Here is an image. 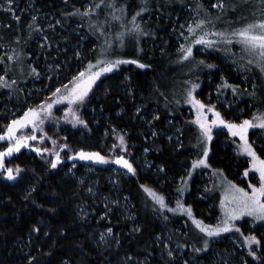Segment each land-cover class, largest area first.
I'll return each instance as SVG.
<instances>
[{"label":"rangeland","instance_id":"obj_1","mask_svg":"<svg viewBox=\"0 0 264 264\" xmlns=\"http://www.w3.org/2000/svg\"><path fill=\"white\" fill-rule=\"evenodd\" d=\"M196 1L199 3L197 8H188L182 23L171 31L176 44L174 51L178 54L177 71L186 77L182 90L172 94L173 104L187 108L186 118H189L184 128V141L187 150H191L187 153L190 164L188 168L182 169L183 175L164 170L162 163L151 156L153 152L161 151L160 147H155L159 141L167 151L179 153L183 144L182 130L170 118L165 119L164 128H159L157 121L160 116L157 109L133 103L129 73H121L120 65L109 72H102L82 102L69 103L68 100H61L53 103L68 94L74 86L71 83L73 77H79L80 73L89 69L90 62L93 66L91 71L94 72L104 66L103 63L97 64L98 60L115 62L125 61L127 58L108 59L107 55L103 58L100 53L99 59L87 61L83 54H90L94 47L84 25L74 22L69 27L62 26L60 20L47 9L38 6L36 0H12L11 4L8 0H0V37L3 36L2 28L7 24L5 21L10 17L16 19L26 14L28 23L44 20L37 31H30L32 35L30 34L26 44L0 46V77L3 78L0 80V117L7 122L3 125L1 135L7 132V126L13 120H19L29 109L38 112L39 118L35 120V126L32 123L26 124L17 137L22 139L21 144H27L29 137H35L31 139L36 141L32 144L30 154L39 153L37 149H47L43 151L44 162L50 166L56 161V167L53 168H59L64 176L76 181L85 203L88 204H77L79 215L87 219L92 216L91 209H95L96 222L100 224L105 221L107 224L106 227L98 226L97 233L101 246L106 251L117 249L119 236L126 231H115L114 227H108L114 222L113 218L125 224L129 229L126 233L129 237L139 230L136 208L125 192V184L131 183L133 178L141 177L144 178L145 189L150 188L156 196L162 197L165 206H161L144 189L143 196L154 211L153 216L162 231L155 238V259H134L133 264H262L264 221L245 213L230 221L234 226L228 231L208 236L196 226L194 220L203 221L204 225L222 224L226 219V208L236 207L231 199L232 196L239 195L236 189L243 188L251 192L252 185H260L259 172L252 165L253 158L242 150L244 142L239 136H233L225 124H212V121L216 119L215 112H219L221 118L230 123L253 120L254 127L248 129L247 138L257 155L264 159V128L254 119L259 113H264V71L255 63H249L255 57L242 49V45L237 42L239 37L231 35L245 23L264 19V2L216 0L205 6L201 4V0ZM221 2L223 7H217ZM84 4L83 9L87 12L90 3ZM127 17L128 14L123 13L121 19L108 29L110 33L118 31L123 36L117 45L113 41L107 42L105 54L113 51L116 46L125 53L135 52L133 40L127 36L132 31L134 22ZM201 20L205 23L196 27ZM190 27L193 28L192 32H189ZM47 29L62 32L64 40H51L45 36ZM136 31L140 37V24ZM220 32L224 35L217 34ZM12 33H9V37ZM200 36L212 41L211 46L195 43ZM188 47L192 48V53L182 59ZM164 62L168 66V55ZM203 70L207 71L200 80V72ZM228 70L236 78L228 75ZM164 83H168V79H164ZM203 83H206V92H202ZM113 91L129 103L128 108L122 105L116 112L117 118L128 123L129 126L125 129L116 125V121L104 111L100 102ZM253 92L255 95H252ZM164 95L167 96L168 93L165 91ZM193 98L204 105L201 112L211 133L216 131L223 134L227 138L224 146L248 163V174H243L245 184L237 185L231 177L212 164L211 139L208 140L203 135V130L196 123L198 106L192 103ZM22 99L24 107L20 106ZM251 99L255 100L256 106L249 102ZM48 104H52L51 109L47 108ZM120 136L124 137L123 143ZM4 140H0V143ZM4 144L0 145V152L15 142H7V146ZM205 149L207 156H204ZM81 151L98 152L106 158V162L82 159L79 155ZM16 152L18 151L11 155L5 154V167L0 168V176L9 183H15L21 175V171L18 175L14 171V179L7 176L8 168H18L8 165ZM117 157L127 160L134 171H129L123 164H117ZM180 158L183 159L182 156ZM201 159L205 163L194 166V161ZM196 180L197 186L194 188ZM168 185L172 186L175 195L172 193V197L168 196L167 199L160 190H165ZM193 190L196 193L191 199L196 203L203 201L205 206L195 205L187 200ZM188 208H191V216ZM108 229L112 231L108 232ZM249 235H255L260 242H246L245 237ZM181 238L189 246H185ZM233 246L236 249L230 250ZM253 251L255 256L251 254Z\"/></svg>","mask_w":264,"mask_h":264},{"label":"trees","instance_id":"obj_2","mask_svg":"<svg viewBox=\"0 0 264 264\" xmlns=\"http://www.w3.org/2000/svg\"><path fill=\"white\" fill-rule=\"evenodd\" d=\"M36 1L38 6L53 13L62 26L69 27L74 22L84 25V30L90 36L94 47L90 54H83L86 60L99 59L100 53L103 58L107 55L108 59L127 58V62L118 65L121 67V73H129L133 103L157 109L160 116L157 121L159 128H164L165 119L170 118L182 130L183 144L179 153L172 154L170 150L163 148L159 141L160 145L155 147H160L161 151L153 152L151 156L162 163L164 170L183 175L182 169L188 168L190 164L187 153L191 150H187L184 141V128L189 118H186L187 108L173 104L172 94L182 90L186 77L177 71L178 54L174 51L176 44L171 31L182 23L185 11L188 8L195 10L199 3L196 0H103L102 4L100 0H67L65 3L60 0ZM201 1V4L209 6L216 0ZM84 3H90L92 11L86 12L83 9ZM123 13L128 14L127 18L130 20H133V16L136 17L132 31L127 33V36L132 38L136 50L130 54L119 51L116 46L113 51L105 54L107 42L113 41L117 45L122 39L121 33H110L108 29L121 19ZM26 20V14L16 19L8 18L5 21L6 27L1 30L3 36L0 37V46L26 44L30 34L32 35L30 31H37L44 21L28 23ZM139 24L142 26L140 37L135 27ZM11 32L13 33L9 37ZM44 33L51 40H64V34L54 29H47ZM29 55L32 58L30 53ZM167 55L168 66L166 62L163 63ZM133 60L138 63H132ZM206 71L200 72V80ZM231 73L228 70V75L233 76ZM164 79H168V83L165 84ZM203 84L202 92H206V83ZM165 91L167 96L164 95ZM119 95L113 91L100 102L104 111L116 121V125L125 129L129 126L128 123L122 118H117L116 112L122 105L128 108L129 103ZM23 102L22 99L21 107H24ZM249 102L257 105L253 99ZM6 123V120L0 117V135ZM31 139L29 137L26 146L22 144L20 150L8 161L9 166L20 169L19 180L9 183L0 176V264H133L134 259H155V238L162 228L143 196L146 186L144 178H133L131 183L125 184V192L136 208L138 232L132 237L127 236L129 229L113 218L114 222L108 227H114L115 231H126L119 236L118 248L106 251L102 248L97 234L98 226L106 227V222H96L95 209H91L92 216L87 219L79 215L77 204H88L85 203L78 184L64 176L59 168L54 169L51 164L48 166L44 162L43 151L30 154L32 144L36 141ZM226 139L221 133H211L210 160L214 167L231 177L237 185H243L246 183L243 174L248 168V163L239 154L234 155L230 148L224 146ZM10 141L16 142V139ZM2 143L7 146V142ZM196 183L197 180L194 188ZM160 192L168 199V196L172 197V186L168 185ZM195 193L193 190L187 200H191L192 204L205 206V202L196 203L191 199ZM37 228L39 231L35 230ZM181 239L185 246H189L183 238ZM233 249L236 248H230ZM262 258L264 264V257Z\"/></svg>","mask_w":264,"mask_h":264},{"label":"snow or ice","instance_id":"obj_3","mask_svg":"<svg viewBox=\"0 0 264 264\" xmlns=\"http://www.w3.org/2000/svg\"><path fill=\"white\" fill-rule=\"evenodd\" d=\"M101 4L103 3V0H100ZM264 2V0H262ZM8 3L11 4L12 0H8ZM217 7H223V3H219L216 5ZM99 7V5H97ZM89 12L92 11L91 8L88 10ZM139 13H137L138 15ZM35 19V18H34ZM133 21H135L136 17L133 16ZM205 21L201 20L198 22L196 27H199L200 25L204 24ZM137 29H139V25H135ZM193 28H189V32H192ZM220 36H223L224 33L220 32L217 33ZM121 37L123 36V33L120 34ZM207 35V34H205ZM232 36L239 37L238 43L242 45V49L253 55L255 57L254 60H250L249 63H255L258 67H260L261 71H264V19H259L254 22L245 23L242 27L235 29L232 33ZM195 43H206L209 46L213 43L212 41L206 40L205 36H200ZM231 43V41H229ZM192 53V48L188 47L185 52L182 59H186L188 56H190ZM122 62L127 61H97V64L103 63L104 66L99 68L97 71H91V68L93 67L91 62L89 63V69H87L85 72H82L79 74V77H73V81L71 83L74 84L73 88L68 92L67 95L59 97L57 101H53V103H59L61 100H68L69 103H74L77 101H83L84 98L87 96L89 89L91 88L92 84L95 82V80L100 76L102 72H109L112 70V68L116 67L118 64ZM132 63H138V61H131ZM143 66V65H141ZM209 67H212V65H209ZM3 78L0 77V80ZM193 87H196L195 85ZM255 88V85L253 86ZM59 92V89L56 90V93ZM56 93H53L55 96ZM191 96V92L189 93ZM252 95H255L253 92ZM192 103L198 106L197 108V119L196 123L199 124L200 128L203 130V135L210 140L211 139V128L208 126L206 121L204 120L203 113L201 112V109L204 108V105L199 101L193 98ZM52 104H48L47 108L51 109ZM212 110V109H210ZM216 119L212 121V124L220 123L225 124L229 131H231L233 136H239L240 139L244 142L242 145V150L247 153L250 157H252V165L253 168H255L259 172V178H260V185L257 187L256 185H252V191L247 192L243 188L236 189V192L239 193V195H234L231 197L233 203L236 205V207L232 208H226V219L223 220L222 224H217L216 226L212 225H204L203 221L200 220H194V223L198 228L201 229V231L206 232L208 236H213L214 234H219L221 232H226L229 230L230 227H233L230 223L231 220L236 219L237 216L244 215L245 213L249 216L255 217L256 220L264 221V159H261L255 150L252 147V144L248 141L247 138V132L250 127H254L253 120L245 119L241 123H230L221 118V114L219 112H215ZM39 118L38 112L33 109H29L27 112H25L24 116L21 117L19 120H13L10 125L7 126V132L3 135H0V140L5 139V136L8 139H12L15 136L17 128H22L26 124L32 123L33 126H35L34 122ZM254 119L259 123V126L261 128H264V113H259L254 117ZM82 122V121H81ZM32 139H35V137H31ZM119 139L121 140V143L124 142V137L120 136ZM22 143L21 138H17L15 144H10L5 151L0 152V168L5 167L3 158L5 154L11 155L14 151H19L20 146ZM37 152L42 151L41 149H37ZM43 151H47V149H44ZM207 149L204 151V156H207ZM80 157L82 159H97L102 162H106V158L104 156H101L98 152L93 153H87L81 151L79 153ZM57 160H59V154H57ZM117 164H123L124 167H126L129 171H134L132 165L125 160L123 157H117L116 158ZM205 161L203 159L194 161L195 164H203ZM52 167H56V161L52 162ZM14 171L18 175L20 172L19 168H16L15 170L12 168L7 169V176L9 179H14ZM248 174V171H245V175ZM146 191L149 192L150 195H153L154 199H157L161 206H165L163 203V198L158 197L153 193V191L150 188H146ZM179 203V202H178ZM188 214L191 216V208L187 209ZM36 231H39V229H35ZM239 230V229H237ZM111 229H108V232H111ZM246 242L248 243H259L260 241L257 239L255 235H249L245 237ZM207 246V241H205V247ZM253 256L256 255V253L253 251L251 252ZM171 255V253H169Z\"/></svg>","mask_w":264,"mask_h":264},{"label":"flooded vegetation","instance_id":"obj_4","mask_svg":"<svg viewBox=\"0 0 264 264\" xmlns=\"http://www.w3.org/2000/svg\"><path fill=\"white\" fill-rule=\"evenodd\" d=\"M20 130H22V128H19V131H20ZM5 133H6V132H5ZM18 133H19V132H18ZM18 137H19V136H18ZM18 137H16V138H12V140L17 139ZM4 141H5V142H8V141L10 142V139H8V140H4ZM2 142H3V141H1L0 145L3 144ZM23 144H25V143H23ZM21 145H22V144H21ZM23 146H26V144L23 145ZM23 146H22V147H23Z\"/></svg>","mask_w":264,"mask_h":264},{"label":"water","instance_id":"obj_5","mask_svg":"<svg viewBox=\"0 0 264 264\" xmlns=\"http://www.w3.org/2000/svg\"><path fill=\"white\" fill-rule=\"evenodd\" d=\"M18 132H19V128H17L16 133H15V136L13 138H16L17 137ZM5 139L7 140L8 138L6 137Z\"/></svg>","mask_w":264,"mask_h":264}]
</instances>
